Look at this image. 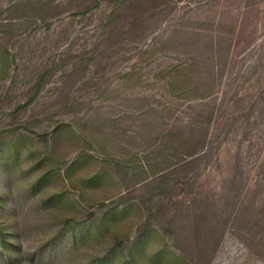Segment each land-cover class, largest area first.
Here are the masks:
<instances>
[{"label":"rangeland","instance_id":"1","mask_svg":"<svg viewBox=\"0 0 264 264\" xmlns=\"http://www.w3.org/2000/svg\"><path fill=\"white\" fill-rule=\"evenodd\" d=\"M98 262L264 264V0H0V264Z\"/></svg>","mask_w":264,"mask_h":264},{"label":"trees","instance_id":"2","mask_svg":"<svg viewBox=\"0 0 264 264\" xmlns=\"http://www.w3.org/2000/svg\"><path fill=\"white\" fill-rule=\"evenodd\" d=\"M1 173L4 176V180H2V182H1L2 186L4 188H9L10 185H11V182H10L9 177L7 176V173H8L7 169L6 168H2ZM86 227H87V230H85V234H84L85 238L90 234V232H92V229H93L91 225H86ZM97 264H103V262H98Z\"/></svg>","mask_w":264,"mask_h":264}]
</instances>
